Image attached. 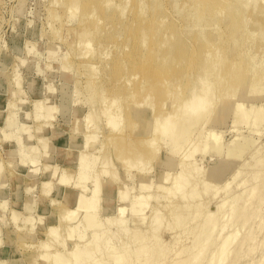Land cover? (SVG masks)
Wrapping results in <instances>:
<instances>
[{
    "label": "bare ground",
    "instance_id": "6f19581e",
    "mask_svg": "<svg viewBox=\"0 0 264 264\" xmlns=\"http://www.w3.org/2000/svg\"><path fill=\"white\" fill-rule=\"evenodd\" d=\"M53 1L55 2V0ZM115 1L117 0H68V3H66L64 5L65 7H63L64 10L62 9L61 11H64L63 14L65 15L70 12L74 20V18L79 19V14L82 11L79 14L77 12H79L80 9L83 10V12L81 13L82 16H80V20H79L80 25H78V26H82V30H81L82 33L79 34L80 35L79 39L80 41H82L83 44L86 42L87 37L91 36L94 33L93 31H95L96 29H98V27L101 26L100 23L102 22L105 23L106 21L110 23L109 19L111 18L113 20L117 19L119 22L122 23L125 21H130L132 23L135 22L137 30L140 34V36L138 37L140 41H137V43L135 42L132 46H128V48L121 47V49H123L124 51L123 53L125 54H123L122 57H119V59L115 60V62L112 63L115 68L117 67L120 68L119 71L121 72L117 73V75L114 74L115 77L113 78V82L97 81L96 79H94V77H91L96 75L97 73L96 68H94L95 66L91 69L92 75L89 76V80L87 82L89 83L88 84L89 89L92 91L90 94L92 93L94 94V92L97 91L98 89L101 91H106L110 89L116 92L115 97L119 101V103H122V100H127L128 104L126 105H129L130 108L129 107L126 108V110H128L127 111L128 114L126 111H125L126 113L124 112L126 114L125 120H127V115H129L128 118L129 124L127 123L128 120L126 121V124L128 125L127 128L129 127V131L135 130V135L137 133L138 135L142 132L143 134L145 133L144 131L141 130H139L140 132L138 131L136 133V130L138 129L135 128L138 127L136 126L138 125L136 124L137 121L143 120L141 116L142 114L139 113L140 111L147 110V108L144 106L145 105L147 106L148 100H152V97H155L153 95L159 96L160 103L161 100H164L162 104L159 103L161 106L159 105V107H157L158 111L155 114L151 113L153 117L152 119L153 127L151 126V123H148V126L152 127L153 136L151 135L150 137L149 134L151 133L150 131L151 129L150 127H148V129L146 130V134L150 132L149 134H147L148 138L147 136L145 138L144 135L135 138H137L140 144L143 145L146 144V146L147 145L149 146L148 148L146 147L145 149H147L146 152L153 159L154 157H156L158 151H160L159 149L163 148L161 146H164L165 148L171 145V147L168 148L167 150L164 149V151L165 150L167 151V154L165 153L166 154L165 161L164 162L162 161L161 163L160 161L161 159L159 156L158 160L160 159L159 160L160 162L157 163L158 161L157 160L156 163L157 164L161 163V165L164 163L165 167L167 166L169 169L171 168L172 170L174 169L176 171L174 174L172 173L168 174L167 171H164L167 173V174L164 173V176H162L161 173V178H163V181L164 182L170 181V182L169 183L167 182L169 185L167 184L168 186L165 187L163 184L159 185L158 184L159 181H158L156 183L158 184L156 190L157 189L162 191L165 190L167 192L165 195L166 199L168 198L167 201L168 200L170 201L174 197H177V201L171 203L169 202V204H166L164 206L162 205L163 206L162 208L151 207L150 201L152 198H155V200L158 202L160 198H162L163 196L159 194L158 195L151 194L152 191L151 188H153L152 186L154 185L152 184V178H150L151 181L150 180L144 181L146 175L143 177L141 175L142 180L138 184V190H139L138 194L136 193L135 195L131 196L128 194L129 187L128 189H126V187L125 189L124 187L119 188L118 190L119 198H121L122 201H128L127 202L128 204L127 206L118 207L114 212L115 213L114 216L106 218L108 221L107 224L111 223L112 226V223L114 224L116 223L115 225L119 226L116 228L117 230L119 229L117 233L119 231H122L121 236L125 237V241L123 242L121 240L122 242L121 241L120 242L122 244L119 246V248H116L118 246V245L115 246L117 241L116 243L112 242L113 241L112 238L116 237L117 235L114 233L111 235L110 233L111 235L110 236L109 233L107 232L110 228L108 230L103 229V231L100 230L97 231V228L98 229L104 228L102 227L103 224L101 222L100 217L97 216L98 214L97 212L101 207L99 205V202L101 200L100 194L102 193L103 188L110 187V185H112L113 182L116 181L117 177H116V173H112L109 177L110 179H108L107 182L104 183V181L102 180V174L108 173L107 172L108 170L106 169L104 170L105 167L101 168L102 171H99V173H101L99 174L100 176L98 175L93 178L89 177L90 174H88V171L93 169V167H95L98 161H100L99 160L100 157L98 155L95 156L89 154L87 150L94 146L95 141L97 140L96 138L98 137L96 132L98 126L93 124L94 126H92L93 128L92 133L86 135L84 133L85 135L84 138H86L87 141L86 143L83 144L81 149L82 151L78 158L77 170L80 171L78 172L80 173L78 174L79 177L74 181H72L71 175L68 174L66 171H63L62 172L63 174L57 177V179L60 180L59 182H61L62 185L63 184L66 185V190H65L66 194L69 184H71V186L76 188L75 206L70 207L67 204H64V206L62 205L63 207L66 208V210L62 211L64 217L61 220V223L63 222V224L66 226L69 237L75 236L80 243L78 242L77 244L74 245L72 244L73 246L69 244L70 247L68 248L66 255L63 254V252L66 251L65 243H63L64 249L50 254V257L52 261L55 262V264H166L168 258L167 256L168 253L170 252L169 247L171 246L169 242L171 240H168L169 242H166L165 239L162 237L163 236L162 230H164L163 228L165 227L163 226V223L164 221L167 222L166 219L169 218L166 216V214L165 217L167 218L163 216L164 215L163 210L165 209L167 210L170 218H171V214H173L174 216L176 215L174 217L176 218V220L174 222L172 220L173 222V223L171 222L172 224H168V222L165 223L168 226V228L169 229L171 228L170 229L171 231L172 230L175 231V229L177 228L178 232H180V229H183L182 232L174 235L175 237L173 236L174 244L175 243L181 244L182 240L184 238H187L186 236L191 235L190 239H188L190 240L189 243L185 242L187 243L185 244L183 242L184 244L180 245V247L178 244H176V246L178 245L177 246L178 248L175 246L177 249L176 251L173 252V256H170L171 259H169L168 264H236V261L238 260L239 257H241L242 253L244 252V247H245L244 243H247L249 240L250 241L254 240V237L256 235L255 233L258 232L257 230L260 231L262 230V232L264 231V225L262 224L263 223L262 221H261L262 225L259 224L261 228L256 226L257 228H259L257 230H255L256 228L252 230V228H249L247 226L249 222H251L252 225L253 220H255L254 218L260 216L261 212L264 213V197H262L264 195V157L262 158L254 157V162H252V164L251 162H249L251 165L255 164L256 169L258 170V171L256 170L257 171L256 173L255 172L254 173L251 172L252 174L249 173L250 176H247L248 174L246 173L247 177H253V179H250L251 181L249 179H245V180L243 179L244 181H237L236 189L233 190L230 189L231 188L230 184L243 175L244 172H242L241 170L246 169L245 167L246 164L233 161L232 156L234 155L233 157H235V154L238 153L236 149L239 147L247 146L246 144L249 141L251 142L250 147H252L254 140H250V138L243 137V135L239 134L232 141L230 139L229 144L225 143L226 141L225 142L223 141L224 140L223 133L225 132H223L221 128L223 125V121L230 114L232 117L231 119L234 127H238L241 124H247L246 126H248L249 135H252L249 137H253V135L261 136L263 134L260 132L259 127L262 124H264V103L260 106H257V104H251V103L249 104V102H246V99L247 96L250 94L253 93L260 94L261 92L262 93L264 92V64H263L264 55L263 56L261 55L263 59V61H261L263 67L261 68L260 65L261 63L259 62L258 66H260L261 68L259 70L258 67L254 68L256 66L254 62L251 61V58L248 59L246 58L247 60L243 58L245 59L244 64H242L243 59L241 60V58H240V60L242 61L241 63L240 62L238 63V60L236 62L235 61L236 58L233 59V61H235L236 63L232 62L231 59V61L228 64L226 60L224 59L221 60L219 59L220 57H216L215 48L217 42L215 41L216 40L219 41L221 39L220 31H219L221 29H218L219 28L218 27V28H214L213 31L206 30V26H208L212 21V16H208L206 20L204 19L203 23L199 24L197 23V20L198 19L200 20L203 11L202 12L199 11L198 13L193 14L195 21L194 22L195 27L194 26L193 27L197 29L191 38L189 34L191 33L193 28L191 29L188 25L183 24L181 20L179 21L175 19L171 21L172 23L170 26L165 27L163 29L160 27V25H162V22L165 19L166 11L162 7V4L161 2H159V0H152V3L150 2L151 6H149V4L147 5L145 0H134L131 8H129V6L125 3H124L125 5H122L123 0H118L120 3L122 2L120 5L118 3H115ZM129 1L130 0H128V2ZM232 1L236 2V0H232ZM61 2L62 1H60V3ZM199 2L202 3V5L199 4L201 6L200 9H204L208 4L210 7H213V4H215V6H217L220 9L218 10V12H216V14L221 15L223 14V12L228 11L229 15H233L231 13L233 11L232 10L233 7L229 6L230 5L229 0H200V1L172 0V5L176 13H179L178 15H180V10L182 9L181 6L187 5L190 8H195L194 5H197ZM236 3L239 4V6L236 8L240 13V11L244 8L245 5L242 4L239 0ZM251 3H253L250 9L251 15L262 16L264 14V0H251ZM126 5L130 9L128 13H125ZM111 8H113V11L108 12V10ZM229 9H231L230 12ZM151 10H156L153 15L149 14V11ZM70 16L69 17L65 16V17L66 18L68 17L69 20ZM54 17L56 19L58 17L57 14L56 16L54 14ZM62 17L64 18L63 15ZM59 20L61 19L59 18ZM66 21L63 24L67 26ZM239 21L240 19H237L236 17H234V19L231 20V22L234 23V25L239 23ZM108 23L105 24L108 25ZM232 23H230V25H232ZM60 24L62 26V22H60ZM129 25L126 26L129 27ZM117 26L120 25L118 24ZM216 26L217 25H215V27ZM109 28H113V26ZM58 29L60 28L58 27ZM98 31L96 30V32ZM262 32L259 40L261 43H263L264 41V31ZM244 35L247 40L246 34ZM104 36H106V34ZM232 36H234V33L231 34L229 38H231ZM251 36L248 37L250 38ZM108 38L110 39V42L113 43L116 42V40L123 38V34L122 33H118V35L114 34ZM126 39L127 40L129 39V35ZM189 40L193 42V46H191V48H186L185 45L187 43H190ZM91 43L88 41L86 43L87 46L84 45L85 47H87L84 53L85 55L89 52ZM175 43L178 44V46L176 44L177 46L176 48H175ZM241 43L243 44V42ZM261 46L259 48H262ZM85 47L82 48L83 51ZM263 48H264V44H263ZM79 49H81L80 46ZM245 49L248 50V52L250 51V48L249 49L245 48ZM190 50H192L191 55L187 53ZM239 50L240 49L238 48L237 51H235L237 52V54H234V56L236 55L235 57H243L240 56L241 54L240 55L238 54ZM246 50H244L243 47L242 52ZM255 52H257V49ZM243 54H245V52ZM88 61L89 64L91 65L89 59ZM86 63H84V65ZM217 63L219 64L220 68H217L216 65ZM94 64L96 63H93V65ZM137 64L144 69H141L140 71V68L138 69V66H135ZM196 65L198 66L196 68H199V72H198L199 75L197 73L195 77V75L189 73L188 76L187 71L190 70L189 67L192 68ZM232 68L235 69L233 70ZM175 69H179V73L175 74L173 76L174 78L173 77L169 78L167 75ZM184 76L185 77L188 76V85L194 83V89L191 91L190 95L185 96L184 98H179L178 99L179 102L176 101L177 104H175L174 102L168 103L170 102L174 94L177 95L179 94L175 91H179L182 87L185 86L183 82ZM177 95L175 97H178ZM236 96L237 98H235ZM226 97L229 98V100H227ZM133 100H140V101L136 102ZM38 102L39 101H37L36 105L38 104ZM253 103L255 102L253 101ZM40 104L41 103L38 104L37 109L40 107ZM87 104H92V102L91 103L87 102ZM114 104L115 101L112 100V104L110 106L112 105L114 106ZM153 105L155 106V104ZM153 105L152 107L155 108ZM11 106L9 105V107ZM142 106L144 107L143 109L145 110L140 108ZM52 108L53 107H51V109ZM54 109L49 110L48 112H50V114L49 115L47 114L49 119L51 117V120L53 118L52 116ZM148 109H150V107ZM100 113L107 115L111 113L109 114V119L107 124L111 126L112 130L115 133V134L113 133L114 140L117 138L118 142H122V140L125 141L128 140L130 142L131 140L130 138H132L133 137L132 135L134 134L132 133V131L129 134H126L123 131L125 129L119 127V122H118L119 114H118V110L116 109H113L112 111L110 110L107 111L106 109H102V110L91 109L89 114H87L86 116L87 118L86 126L87 127L89 126L87 125L88 122L92 124L95 116L100 115ZM124 113L122 112V114ZM40 115L41 114L36 116H38L39 118ZM212 117L214 119L216 118L217 121L213 123L211 122L212 125L210 123V127L209 128L207 127L208 129L206 130L205 126L208 125ZM143 122L144 121H142V123ZM144 128L146 127L144 126ZM48 131H50L49 128ZM233 131H237V130H233ZM124 133L126 134L125 137L122 136ZM72 138L74 139V137ZM108 138L109 136L107 137V139ZM133 139L134 138H132L134 144L135 140ZM129 142L128 143L126 142L125 144H129ZM131 143L132 142H130L129 146L127 145V147H125L126 150L128 149L129 151L133 150L134 145ZM121 144L119 143V145ZM191 145L193 146L192 148ZM42 146L44 147V144ZM259 146L260 147H258V149L261 148V144ZM187 147L188 150L189 147L191 149L186 152ZM256 147L257 146H255L254 149H256ZM34 149L35 148H33L32 151ZM145 149L143 150L142 148L143 151L142 152V151H138V148L136 150L135 147V155L133 154L135 159H133L132 162L135 161L136 159H139V161L141 162L142 160L141 157L143 156ZM122 151L125 152L124 149L123 150L121 149V151L119 150V152H121L120 154L124 153ZM244 151L240 152V154H242ZM208 152H211L212 155L216 157L217 163L214 165V167L210 166L211 169L213 168L212 170H210L208 167V169L211 172L208 170L209 173L205 172V175H203L204 171L200 167L201 162H199L200 160L196 158L199 156V154L200 157L201 155L206 156ZM124 154L120 156H124ZM117 155H115V157H119V160L124 158V157L120 158V156ZM237 158H241V157H238L237 155ZM30 160L31 159H29V161ZM105 161H103V164L107 165L109 164V162L112 163L109 158L107 160L105 159ZM121 162L125 163L124 161ZM198 162H199V166H198ZM32 163L35 164L36 160L33 161ZM136 163L138 162H135L134 164L136 165ZM33 164L31 165L32 167ZM147 166L149 168L150 164H147ZM147 166L144 167L143 165V168L147 169ZM53 167H57V166L55 165ZM131 167H133V165ZM135 167H137V165ZM47 169H49V167H47ZM228 172H230L229 173L230 175H228L226 180H224L223 176L224 175L226 176ZM56 173L57 172L55 169L53 170L51 169L50 175L52 177L55 176ZM106 175L108 176L109 174ZM221 178L223 181L219 180ZM89 179H92V183H93L92 187L90 188L86 185V182ZM214 179L216 180L218 179V182L220 181L218 183L219 185L218 184L211 185L212 181H216ZM228 179L232 180V181L230 180V184L228 183ZM47 183H49V181ZM156 184L154 186H156ZM47 186L49 188V186L51 185H47ZM209 186L211 188H209ZM49 190H51V188H49ZM203 192L205 195L201 194ZM66 194L65 196H68ZM255 199L256 200L258 199L256 201L257 203L254 201ZM148 209L149 210L151 209L150 211L151 215L149 217L146 215ZM13 213L14 214H12V217L15 221L18 219L17 218L18 213L16 210H14ZM163 217L165 218V220ZM33 219H34L33 217H28V218L26 217L25 221L29 223L31 221V223L35 225L37 222L40 223L43 217L40 216L36 220ZM53 221L54 224H52L47 229L46 231L47 234L44 235L46 238H48V242L43 245V250H44L43 253H45L44 255L48 253L50 248L56 246L58 240L62 235L59 226H56L57 217H55ZM80 225L82 226L84 225L85 228L87 227L86 228L87 230L89 229L91 230L92 228L94 231L96 228L95 230L96 232L94 231V233H92V235L90 234L91 236H89L88 238L86 234L87 232L85 231L86 229L84 228L85 230L84 229L81 230L79 227ZM115 225L114 227H116ZM130 226H133V228ZM238 226L242 227L241 230L244 232H246L245 230L246 226L249 228V231L247 228L248 232H246L245 235L241 234V236L242 235L243 236L242 237L240 236V238L239 235L241 231L239 233L240 227ZM243 226L245 227V229ZM25 227H27V225L22 226V228ZM144 227L146 228V230H144L145 229ZM234 227L236 229H234ZM230 228H232L233 230L231 231ZM74 229L78 232L71 235ZM107 234L109 235V237L107 236ZM26 237H28V235ZM117 238L120 239V234L119 237ZM132 244L133 246L135 245L136 247L134 246L135 248L134 247L132 248L131 247ZM235 244L236 245L238 244L237 248L233 251L230 250V248L235 246ZM32 254L33 256L35 255L33 252ZM202 255H207L208 257H206V259H203L204 256L202 257ZM201 257L203 260L199 261ZM230 257L231 260L229 259ZM29 260L31 261V263H36L35 259H32L31 257L29 258ZM164 260H166V262H164ZM260 264H264V261Z\"/></svg>",
    "mask_w": 264,
    "mask_h": 264
},
{
    "label": "rangeland",
    "instance_id": "374dc122",
    "mask_svg": "<svg viewBox=\"0 0 264 264\" xmlns=\"http://www.w3.org/2000/svg\"><path fill=\"white\" fill-rule=\"evenodd\" d=\"M60 1L62 2L60 3ZM125 1L126 0H123V3L121 2L122 5L127 4L129 8H131L134 0H130L129 2L127 0L126 1L127 3ZM237 1L238 0H236V2ZM239 1L245 5L244 8L240 11V13L238 12L236 8L239 6V4L236 3L235 1L233 2L232 0L231 1L229 0V4H230L229 6L233 7L232 9L233 11L231 12L233 15H229L228 11L223 12V14L221 15L216 14V12H218V10L220 9L217 6H215V4H213V7H210L208 4L206 5L204 9H200L201 7L200 5H202V3L200 2L197 5H194L195 8H190L187 5L181 6L182 9L180 10V15H178L179 13H176V11L173 9L172 0H159V2H161L162 4V7L166 11L165 19L162 22V25H160V27L163 29L165 27L170 26L172 23L171 21L175 19L179 21L181 20L183 24L188 25L191 29L193 28L191 33L189 34V36L192 38L194 32L197 29V28H194L195 21H194L193 14H196L199 11L200 12L203 11L202 16L200 20L199 19L197 20V23L199 24L203 23L204 19L206 20L208 16H212V21L208 26H206V30L213 31L214 28H218V27H219L218 29H221L219 30L221 39L218 37L220 40L215 41L217 42L216 48H215L216 57H220L219 59L221 60L222 59L226 60L228 64L231 61V59H232V62L234 63H236L238 60V63L239 62L241 63L243 61L242 64H244L245 63L244 61L246 58L247 59L251 58V61L254 62L256 66L254 67V64H253V67L254 68L258 67V70H259L263 67V64H264V63L263 64L261 63V61H263L261 55L262 56L264 55L263 54L264 41L263 43L259 41L261 37V32L264 31V22H263L264 14L262 16H256V15L252 16L250 9L253 3H251V0H239ZM53 2H54L53 0H0V264H55V262L52 261L50 254L63 250L64 249L63 243H65L66 251H64L63 254L66 255L67 250L70 247V245L72 244L74 245L79 242L75 236L69 237L66 226L63 224V222L61 223V220L64 217L62 211L66 210V208L63 207L64 204H67L70 207L75 206V198H76L75 189L76 188H74L73 186H71V184H69L67 188V194H66L65 193L66 185L64 184L62 185V183L59 182L60 180H58L57 177L61 176L63 174L62 173L63 171H66L68 174L71 175L72 181H74L75 179L79 177L78 174L80 173L78 172L80 171L77 170L78 169V158L82 151L81 149H82L83 144L86 143L87 141V139L84 138V136L86 134L92 133V130H93L92 126L94 125L98 126L96 129L98 137L96 138L97 140L95 141L94 146L87 150L89 154H92L95 156L98 155L100 157L99 158L100 161H98L95 167H93V169L90 170L91 173L90 171H88V174H90L89 177L93 178V177L98 176L99 174H101L99 173V171H102L101 168H104V167H105L104 170L105 169L108 170L107 171L108 173L106 174H109L108 176L105 173L102 174V180L104 181V183H106L107 180L110 179L109 177L112 173H116V177H117L116 181L113 182V184L110 185V187H104L102 193L100 194L101 200L99 202V205L101 207L99 208L97 212L99 214V215L97 214V216L100 217L101 222L103 224L102 227L104 228H101V229L97 228V231L98 230L103 231V229L108 230L110 228L107 231L109 235L110 233L111 235L113 233L117 235L116 237L113 236L114 238H112L113 239L112 242L116 243L117 241L115 246L117 245L118 246L116 248H119V246L122 244L121 242L125 241V237L121 236L122 231H119L117 233L119 229L117 230L116 228L119 226L115 225L116 223L115 224L112 223V226H111V223H109L110 225L107 224L108 221L106 218L114 216L115 215L114 212L118 207L127 206L128 204L127 203L128 201H122L121 198H119V193H118L119 188L124 187L125 189L126 187V189H128L129 187L130 193L128 192V194L131 196L135 195L136 193L138 194V191H139L138 184L141 182L142 177L145 175H146V178H144L145 179L144 181L150 180V178H152V184L155 185L159 181L158 182L159 185L163 184L166 187L169 185L168 183L170 181L164 182L163 178H161V173H162V176H164V173H166L164 171H167L168 174H171V173L174 174L176 171L174 169L172 170L171 168L169 169L167 166L166 168L164 163L161 165L162 161L163 162L165 161V156L167 154L166 150L170 148L171 145L165 148L164 146H161L163 148L160 147L161 148L159 149L160 151H158L156 157H154L153 159L146 152L147 149H145L146 147L148 148L149 146L148 145L146 146V144L144 145L140 144L137 138H135L141 135H144L145 138L147 136L148 138L147 134L150 133L149 132L146 134V130L148 129V127H150L151 129L150 130L151 133L149 134L151 137L152 127H153L152 114H155L158 111L157 107H159V105L162 104L164 101V100H161V103H160L158 95H153L155 97H152V100H148L147 106L146 105L144 106L147 108V110L143 109L144 108L143 106L140 107L143 110H145V111H140L139 113V114H142L141 116L143 120L137 121L136 124L138 125L136 126L138 127H136L135 129H138L136 130V133L139 130L144 131L145 133L143 134L142 132L139 135L137 133L136 135L138 136H136L135 130L132 131L130 129L132 133L135 135V136L132 135L133 136L132 138H134L133 140H135L134 144H133L132 138H130L131 139L130 142H132L131 144L134 145L133 146L134 148L132 147L133 150H130V151L129 149L126 150L125 147H127V145L129 146L130 144L128 140L127 141L122 140V142H118L117 138L114 140L115 133L112 130L111 126L107 124L108 119H109V114L111 113H109L108 115L103 114V113H100V115H96L95 118L93 119L92 124L89 122L87 123V125H89L88 126L89 128L86 126V122H87L86 116L87 114H89L91 109L92 110L106 109L107 111L108 110L112 111L113 109H116L118 110V114H119V119H118L119 127L125 129L123 131L126 134H129L131 132L129 131V127L127 128L128 125L126 124V121L128 120L129 115H127V120H125L126 119L125 113L128 111L126 110V108L127 107L130 108L129 105H126L128 104L127 100H122V103H119V101L115 97L116 92L110 89L106 91H101L98 89L95 92L93 91L94 94L93 93L90 94L92 91L89 89V86H88L89 83L87 81L89 80V76L92 75L91 69L95 66L94 68H96L97 73L96 75L91 76V77H94V79H96L97 81L113 82V78L115 77L114 74L117 75V73L121 72L119 71L120 68L118 67L115 68L112 64L113 62H115V60L119 59V57H122L123 54H125L123 53L124 51L123 49H121V47L128 48V46H132L135 42L137 43V41H140V39L138 38L140 34L137 30L135 22L132 23L130 21H125L122 23V22H119L117 19L113 20L111 18L109 19L110 23H108L107 21L105 22L106 24L108 23V25H106L104 22L100 23L101 26L98 27V29H96L97 31L99 30L98 32H96V30L95 31L92 30L94 33L91 31L93 34L91 36H88L87 39L89 40L86 39V42L83 44L82 41H80L79 39L80 38L79 34L82 33L81 31L82 26H78L80 25L79 20H80V16H82L81 13L83 12V10L80 9V11L77 12L79 14L82 11L79 14V19L76 18L77 19L76 20L74 18L73 20L72 14L70 12H69L70 14L67 13L65 15L63 14L64 11H61L62 9L64 10L63 7H65L64 5L68 3V0H55L56 3L54 2V4ZM145 2L147 5L149 4V6H151L152 0H145ZM115 3H118L119 5L121 4L118 0L115 1ZM127 5H126L125 13H128L130 10ZM230 10L231 9H229V12ZM110 11L112 12L113 8L108 10V12ZM155 11L156 10H151L149 11V14L153 15ZM54 14L55 16L56 14L58 16L56 19L54 17ZM62 15L64 16V18L62 17ZM65 16H68V17L70 16V19L68 20V17L66 18ZM234 17H236L237 19H240L239 23L235 25L234 23L231 22V20L234 19ZM59 18L61 20H59ZM59 21L62 22L63 27L61 26ZM65 21H66L67 26L63 24L65 23ZM117 23L120 26H117L118 25ZM230 23H232V25H230ZM214 24L217 26L215 27ZM126 25L127 26L129 25V27H127ZM112 26L113 28H109ZM58 27L60 29H58ZM114 28H115V31H114ZM108 29H109V32H108ZM58 30H61V31H58ZM180 31H181V28H180ZM118 33H122L123 38H120L116 40V42L111 43L108 37H111L114 34L118 35ZM233 33H234V36L229 38L230 35ZM77 34L79 37L77 36ZM105 34L106 36H104ZM244 34H246L247 40ZM128 35H129V39L127 40L126 38L128 37ZM243 35L245 38L243 37ZM251 35H254V36H251ZM262 35H263V32H262ZM248 36H251L252 38L251 37L249 38ZM244 40H246L247 42ZM88 41L92 43L90 44L89 52L85 55L84 53L87 47H85L84 45H86ZM241 42H243V44ZM176 44L177 43H175V48L178 46V44L177 46ZM78 45L81 47V49H79ZM185 46L186 48H191V46H193V42L190 41V43H187ZM242 46L244 47V50H246L245 48H248V49L250 48V51L248 52V50H246L244 51L245 54H243L244 52H242L243 51ZM260 46L262 48H259ZM84 47L85 49L83 51L82 48ZM237 47L240 49L238 54L239 55L241 54L240 56H243V57H235L236 55L234 56V54H237V52H235L238 49ZM92 48L94 52L92 51ZM256 49H257V52H255ZM81 50L83 53L81 52ZM90 52L93 54H91ZM191 52L192 50L188 51L187 53L191 55ZM235 58H236L235 60L236 62L233 61V59ZM240 58L241 60L243 58L245 59L241 61ZM88 59L90 60L91 65L89 64ZM83 62L84 63L87 62L85 64L86 67ZM259 62L261 63L260 64L261 68L260 66H258ZM93 63H96V64L93 65ZM216 65H217V68H220L218 63ZM135 66H138V69L140 68V71L141 69H144V68H141L140 65L138 64ZM196 67L198 66L196 65L192 68L189 67L190 70L187 71L188 76L190 73L192 75H195L196 77L197 73L199 72V68H196ZM232 69L234 70L235 68H232ZM177 73H179V69H175L171 71L167 76L169 78H172ZM188 76L187 77L184 76L183 78L184 79L183 82L185 86L179 90L180 92L175 91L179 94L178 95L174 94V96L172 97L173 100L171 99L170 102H168L169 101L168 100L167 101L168 103L174 102L175 104H177L176 101L179 102L178 100L179 98H184L185 96H188L191 94V91L194 89V83H191L190 85H188ZM176 95L178 97H175ZM228 95H229V92H228ZM235 98H237V96ZM112 100L115 101L114 106L113 105L110 106L112 104ZM227 100H229V98H227ZM37 101H39L38 104L41 103L38 109H37L38 104L36 105ZM133 101L137 102L140 100H133ZM253 101L255 103H253ZM87 102H90V103L92 102V104H87ZM246 102H249V104L250 103L257 104V106L262 105L264 103V92L263 93L261 92L260 94L253 93V94L248 95ZM153 104H155V106ZM9 105L10 106L12 105V106L9 107ZM152 105L155 108H153ZM51 107H53L52 109L55 108L53 112L52 120H51V117L50 119L48 117V115L50 114V112L48 111L52 110ZM149 107L150 109H148ZM122 112L123 113L125 112L124 113L125 116L124 114H122ZM38 113L41 114L39 118L38 116H36V115H39ZM231 118L232 117L229 114L228 117L223 121V125L221 128V130L225 132L223 133V138H224L223 141L224 142L226 141L225 143L229 144L230 139L232 141L239 134L243 135V137L250 138V140H254L252 147H250L251 142L249 141L246 144L247 146L239 147L236 149L238 152L236 154L238 155V157H241V158H237L236 154H235V157H233L234 155L232 156L233 161L246 164L245 166L246 169L241 170L242 172H244L241 177H239L236 181H234L231 184H230L231 179H228V183L231 186L230 189L233 190V189H236L237 181H244L245 179H249V180L253 179V177H247V176H250V174H252L251 172L256 173L258 171L256 169L255 164L253 165L251 164L252 162H254V157H257V158L264 157V150H263L264 149V132H262L264 131V124H262L263 126L261 125L259 127L260 132L263 133L261 136L253 135V137H249L252 135H249L248 126H246L247 124H241L238 127H234ZM142 121L144 122L142 123ZM216 121H217L216 118L214 119L212 117L208 125L205 126L206 130L210 127L211 122L213 123ZM139 122L141 125L139 124ZM127 123L129 124V120ZM148 123H151L152 127L148 126ZM144 126L146 128H144ZM48 128L50 129V131H48ZM233 130H237L238 133L237 131H233ZM125 133L122 135L123 137L126 136ZM108 136L109 138L107 139ZM72 137H74V139ZM195 141H198V140H195ZM126 142L127 143L129 142V144H125ZM119 143L120 144L122 143V144L119 145ZM43 144H44V147L42 146ZM260 144H261V148L258 149V147H260L259 146ZM255 146H257L256 149H254ZM135 147H136V150L138 148V151H142V148L143 150L145 149V152L143 153V156L141 157L142 158L141 162L145 161L143 162L144 164L141 163L139 159H136L135 161L132 162V160L135 159L134 157ZM192 147L193 146L191 145V148ZM33 148L35 149L32 151ZM191 148L189 147V150ZM240 148H241V151H240ZM121 149L125 150V152L122 151L125 153V154L122 153L124 154V156H120L122 155L120 154L121 152H119V150L121 151ZM164 149L166 150L164 151ZM189 150L187 147L186 152ZM242 151H244L242 153L244 156L240 154V152ZM117 153L118 155L120 154L119 155L120 158L124 157L122 158L123 160L122 159L119 160V157H115ZM239 155H242V156H239ZM159 156L161 159V160L159 159L161 163L157 164L158 162H160L158 160ZM209 157L212 159H210ZM108 158L111 160L112 163L109 162V164L107 165L103 164V161H105V159L107 160ZM29 159L31 160L29 161ZM196 159L200 160L199 162H201L200 167L204 171L203 175H205V172L209 173V171L213 169V168L211 169L210 166L214 167V165L217 163L216 157L213 156L211 152H208L206 156L201 155V157L199 154V156ZM35 160H36V163L33 164L32 162ZM121 161H124L125 163H122ZM30 162L33 164V167L31 166L32 164ZM135 162H138L136 163L137 167H135L136 166L134 164ZM199 162H198V166H199ZM249 162H251V164ZM130 164L131 166L133 165V167H131ZM147 164H150L149 168ZM55 165L57 167H53ZM143 165L144 167L147 166L148 170L146 168H143ZM47 167H49V169H47ZM208 167L210 170L208 169ZM51 169L52 170L55 169L57 172L55 176H53L54 178L50 175ZM32 171H35V172H32ZM229 173L230 172H228L226 176L224 175L225 178L223 176L224 180H226L228 175H230ZM219 180L221 181L222 178ZM48 181L49 183H47ZM219 182L217 179L216 181H212L211 185H214V184L217 185ZM158 184H156V186L154 185L152 186L153 188H151L152 190L151 194L153 195L159 194V195H162L163 197L160 198V200L158 201L160 203H158L155 200V198H152L150 201L151 207L162 208L164 205L169 204V202L171 203V202L177 201V197H174L175 199L172 198L170 201L169 200L167 201L168 198L166 199L165 197L167 192L165 190L163 191L159 189L156 190ZM47 185H51L49 186L51 190H49ZM86 185L89 188L92 187L93 185L92 179L87 180ZM209 188L211 187L209 186ZM65 194L68 196H65ZM201 194L203 195L204 192ZM262 197H264V195ZM257 200L255 199L254 201L256 202ZM14 210H16L18 213V217H17L18 219L15 221L12 217V214H14L13 213ZM150 211L151 209L150 210L148 209V211L146 212V215L148 217L151 215ZM163 212H164V215H163L164 217H165V214L167 217H169V218L165 217L167 218L166 220L168 224H172L176 220V218H174L176 215L174 216L173 214H171V218H170L167 210L164 209ZM263 214L264 213L261 212L260 216H257L256 218H254L255 220H253L252 225H251V222H249L247 226L249 228H252V230L255 228H256L255 230L261 228L259 224L263 222L262 224L264 225V215ZM38 216L39 217L42 216L43 219L41 220L40 223L37 222L35 225H33L31 221L30 223L25 221L26 217L27 218L33 217L36 220L37 218H39ZM55 217H57L56 226H59L60 231L62 232V235L60 239L58 240V243L56 244V246L50 248L48 253L44 255L45 253H43L44 252L43 245L48 242V238H46L44 235L47 234L46 232L47 229L52 224H54L53 219ZM167 222L164 221L163 226L165 227L163 228L164 230H162V235H163L162 237L165 239V241L169 242L168 240H171L169 242L171 246L169 245L170 252L168 253V256H167L168 257L167 262L166 260H164L166 264L169 263V259H171L170 256H173V252L176 251V249L178 248L177 246L179 245L180 247V245L184 244L185 242L189 243L190 240L188 239H190L191 237V235H188L186 236L187 238L183 239L184 241L182 240V243L180 242L181 244H178V243L174 244V241H173V238L175 237L174 235L182 232L183 229H180V232H178L177 228H176L177 230L175 229L176 232L174 230L171 231L170 230L171 228L169 229L168 226L165 224ZM26 225L27 227L22 228V226H26ZM114 225L116 227H114ZM247 226H246V229L243 226L246 232L249 231V228ZM256 226H258L259 228H257ZM79 227L81 230L85 228L84 225L83 226L80 225ZM130 227L133 228V226H130ZM235 227L234 229H236ZM232 228H230L231 231L233 230ZM241 228L242 227L239 228L240 229L239 233L241 231L239 238L241 234L245 235L246 233L242 231ZM247 228H248V231H247ZM144 230H146V228ZM85 231L87 232L86 234L88 238L89 236L92 235V233H94L92 228L91 230L86 229ZM257 231L259 232L260 230H257ZM77 232L78 231L74 229L71 235ZM168 232L170 233V235ZM258 232L255 233L256 235L254 237V240H251V241L249 240L248 242L246 241L247 243H244L245 245L244 252L242 253L241 257L238 258V260L236 261V264H260L264 261L263 260L264 259V233H263L264 231L262 232L261 230L259 234ZM119 234H120V239L117 238L119 237ZM27 235L28 237H26ZM109 235L107 234L108 237ZM176 244L178 245L176 246ZM134 246L132 244L131 247L133 248ZM237 246L238 244L237 245L235 244V246H233L234 248L231 247L230 250L232 251L235 250ZM32 252L35 254L34 256ZM203 256H204L203 259H206V257H208L207 255H202V257ZM30 257L32 259H35L36 263H31V261L29 260ZM202 257L200 258V260L199 259L198 260L199 261L203 260ZM229 259L231 260V257Z\"/></svg>",
    "mask_w": 264,
    "mask_h": 264
}]
</instances>
